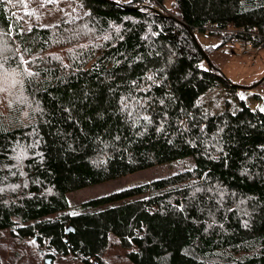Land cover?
Masks as SVG:
<instances>
[{"label": "trees", "instance_id": "1", "mask_svg": "<svg viewBox=\"0 0 264 264\" xmlns=\"http://www.w3.org/2000/svg\"><path fill=\"white\" fill-rule=\"evenodd\" d=\"M166 1L67 0L74 17L0 0V76L38 106L0 112V234L52 263L109 264L115 243L129 264H264V113L242 98L204 108L208 92L239 88L192 37L213 27L224 47L264 48L225 32H262L264 0H173L168 13ZM187 158L192 170L70 212V193Z\"/></svg>", "mask_w": 264, "mask_h": 264}, {"label": "rangeland", "instance_id": "2", "mask_svg": "<svg viewBox=\"0 0 264 264\" xmlns=\"http://www.w3.org/2000/svg\"><path fill=\"white\" fill-rule=\"evenodd\" d=\"M35 1L38 3L42 0ZM52 1L59 6L61 11L68 14L73 12L72 15L74 17H79L80 13L74 11L67 0ZM113 1L120 3L126 2V0ZM172 1L167 0L165 2L164 11L166 13L171 10ZM35 7L37 6L32 5L30 10ZM42 8L45 9V7ZM59 16L55 9L47 10V15L43 19L42 24L50 25ZM195 37L202 48L209 49V52L206 54L211 60L213 67L221 72L232 85L241 87L236 92L228 91L225 88H216L208 92L201 99V104L204 108L216 113L217 111L223 110L226 103H230L231 110L237 111L239 109V100L242 98L247 101V104L253 111L264 113V48L254 49L251 52L244 53L242 51L243 45L240 43L226 44L224 47L220 37L202 33H196ZM20 90V84L15 75L0 76V112L6 114L7 112H11L12 109H17V106H22V111L27 115H37L38 106L36 103L26 99L24 95L22 96ZM253 90L254 93L252 92ZM194 167V160L187 158L70 193L67 196L70 212H77L78 207L89 200L106 196L132 186L148 184L155 180L192 170ZM0 253L2 256V264H47V262H50V264H82L71 258L64 260L57 259L52 263L50 258L46 257L42 251L30 243L18 241L8 232L0 234ZM105 258L109 264H129L125 251L115 243L108 250Z\"/></svg>", "mask_w": 264, "mask_h": 264}, {"label": "built area", "instance_id": "3", "mask_svg": "<svg viewBox=\"0 0 264 264\" xmlns=\"http://www.w3.org/2000/svg\"><path fill=\"white\" fill-rule=\"evenodd\" d=\"M147 4H150V2H147ZM139 8H142V6H139ZM216 31V29H214L213 27H207L206 28V34L210 33V32H214ZM225 32L227 33H235V34H241V35H245V36H250L253 39H260L262 40V42L264 41V30L261 32L259 29L255 28L254 30H250V31H246L244 29H238V30H234V29H228ZM254 49H256L254 47V44L252 41H247L242 48V51L244 53H248L253 51Z\"/></svg>", "mask_w": 264, "mask_h": 264}, {"label": "water", "instance_id": "4", "mask_svg": "<svg viewBox=\"0 0 264 264\" xmlns=\"http://www.w3.org/2000/svg\"><path fill=\"white\" fill-rule=\"evenodd\" d=\"M192 37H193V39H194V41H195L197 47L199 48V50H200V51L202 52V54L204 55V58H205V60H206V62H207V64H208V66H209L210 68H213V64H212L211 60L209 59L208 55L205 53L204 49L198 44V42H197L195 36H192ZM234 86H235V85H234ZM236 87H237V86H236ZM238 88L241 89V87H238Z\"/></svg>", "mask_w": 264, "mask_h": 264}, {"label": "crops", "instance_id": "5", "mask_svg": "<svg viewBox=\"0 0 264 264\" xmlns=\"http://www.w3.org/2000/svg\"><path fill=\"white\" fill-rule=\"evenodd\" d=\"M252 92L254 93V90ZM242 97H245V96H242Z\"/></svg>", "mask_w": 264, "mask_h": 264}]
</instances>
